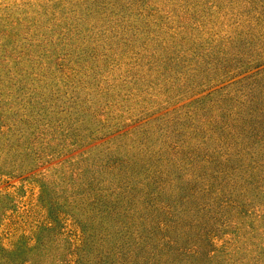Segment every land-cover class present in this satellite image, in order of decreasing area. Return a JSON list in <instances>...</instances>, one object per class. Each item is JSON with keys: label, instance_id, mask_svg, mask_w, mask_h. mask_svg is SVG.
<instances>
[{"label": "rangeland", "instance_id": "obj_1", "mask_svg": "<svg viewBox=\"0 0 264 264\" xmlns=\"http://www.w3.org/2000/svg\"><path fill=\"white\" fill-rule=\"evenodd\" d=\"M118 221L140 264H264V0H0V264Z\"/></svg>", "mask_w": 264, "mask_h": 264}, {"label": "trees", "instance_id": "obj_2", "mask_svg": "<svg viewBox=\"0 0 264 264\" xmlns=\"http://www.w3.org/2000/svg\"><path fill=\"white\" fill-rule=\"evenodd\" d=\"M124 191L121 193H112L108 196H115L116 199L114 200V203L120 207L126 204L127 202V194ZM84 199L89 200L91 199L90 204H88L91 207V211L95 212V219L99 217V224H102L104 220H108L109 215L112 214V217L115 218H120L121 216V211L115 212L114 206H111V199L106 198L105 196H97L93 194L92 192H86V194L83 196ZM130 211L131 209H127L126 211ZM117 213V214H116ZM120 223L121 228L119 231L121 233H125L122 236V239L125 240L123 243H116L114 245H111L109 243V247L106 249L104 246L106 245V242L113 238L110 236H97L94 232H85L86 234V242L84 245V249L80 248L77 258L75 260V264H105L106 260H110L111 262H106V264H129V263H143L144 260L141 258H136L137 254L140 252L145 251V245L148 243V241H151L150 238L153 233L155 234L156 231H154L150 236L147 238L142 232L139 231H129L126 227V224L124 221H121ZM163 227H167V225L162 224ZM162 226H159L157 229H160ZM145 230V228H143ZM97 236L99 239L100 245L98 246L97 249L94 250V254L89 252L88 250V244L91 242L89 239L91 238L92 240ZM102 237V238H101ZM95 240V239H94ZM164 241L163 244H169L170 239L169 238H163L161 239ZM129 243H127V242ZM93 246L95 247V241L93 243ZM151 252H155L151 251ZM193 250L187 251V253H191ZM142 261V262H141ZM4 264H7L5 261Z\"/></svg>", "mask_w": 264, "mask_h": 264}]
</instances>
